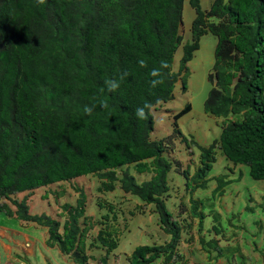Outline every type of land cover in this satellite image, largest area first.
<instances>
[{
    "label": "trees",
    "instance_id": "trees-1",
    "mask_svg": "<svg viewBox=\"0 0 264 264\" xmlns=\"http://www.w3.org/2000/svg\"><path fill=\"white\" fill-rule=\"evenodd\" d=\"M184 1L0 0V213L46 227L48 243L76 264H109L128 221L101 199L96 205L105 212L87 215V194L73 182L78 178L94 176L99 191L136 198L135 211L153 207L168 235L163 243L135 246L123 264L182 259L177 247L190 222L165 203L171 169L183 177L188 215L199 227L205 214L194 193L206 188L216 152L264 181V0H212L207 9L187 0L194 17L185 41ZM206 33L216 44L202 107L220 120L219 137L202 146L177 128L152 138V110L173 99L178 82L186 90L187 63ZM108 79L118 80L115 91H106ZM153 79L160 81L155 87ZM189 110L186 103L174 118ZM177 138L190 155L197 148L192 172L173 157ZM225 176L214 177L212 194L221 196L232 182ZM66 187L75 198L61 203L56 217L30 212L28 198L37 189L58 201ZM205 245L218 257L226 251L214 239ZM94 249L97 258L87 252ZM236 250L230 248V257Z\"/></svg>",
    "mask_w": 264,
    "mask_h": 264
},
{
    "label": "rangeland",
    "instance_id": "rangeland-1",
    "mask_svg": "<svg viewBox=\"0 0 264 264\" xmlns=\"http://www.w3.org/2000/svg\"><path fill=\"white\" fill-rule=\"evenodd\" d=\"M211 1L200 0V5L203 9H207ZM193 17L194 11L185 0L180 26L184 41L190 36L189 29ZM215 44L216 37L211 33L201 36L199 48L187 63L189 77L186 90L182 91L180 82H178L173 99L152 110L154 118L152 138L166 137L177 128L186 138L191 137L202 146H207L213 139L219 137L220 120L204 113L202 107L210 87L207 73L211 70L213 63ZM180 56L181 49L179 48L174 55V64L178 63ZM186 103L190 104V110L175 119L174 116ZM173 148V157L179 160L183 168L188 167L192 172L196 166L197 148L191 147L194 153L190 155V149L179 142L178 138L174 140ZM223 173L226 174L224 178L232 179V182L223 187L221 196H217L212 194L217 181L214 177ZM145 177H139V179ZM209 177L206 188L197 189L194 193V197L202 200V209L205 214L203 223L199 227L197 219L188 215V194L184 187L183 177L172 169L168 173L169 196L166 197L165 203L175 217L180 219L187 217V221L190 222L189 227H184L177 247L178 252L183 256L177 264H264V181L251 178L247 166H234L219 152L215 154V162L209 172ZM73 182L80 185L87 194V215H92L97 219L99 214L105 212V209L99 210L96 205L101 199L121 209L128 219L127 228L122 231L118 246L109 257V264L126 262L125 256L129 255L137 245L159 244L168 239V235L159 229L157 214L151 212L153 207L146 206L140 208L141 212L140 210L135 211L134 205L139 203L136 198L124 194L119 189L113 192L99 191V180L91 175L78 178ZM51 188L58 190L56 185H52ZM66 190L69 192L64 197L73 202L75 192L68 188ZM42 195H45L44 188L37 189L31 195L29 207L34 214L46 213L48 209H51L47 202L40 198ZM50 195L52 194L48 196ZM51 205L54 206L55 203ZM129 210L134 211L133 216L129 215ZM1 219L4 221L0 225L16 227L15 220L6 218L3 213H0ZM119 220L120 223L123 222L122 219ZM214 231H217V235ZM210 239L219 241V245L224 247L223 250L226 249L222 257H218L216 251L205 245ZM232 247L237 250L230 257L229 250ZM98 251L100 250L94 249L89 253L97 258L100 255ZM115 256L118 257L115 258ZM90 262L98 264L94 259ZM150 264L164 263L157 260Z\"/></svg>",
    "mask_w": 264,
    "mask_h": 264
},
{
    "label": "crops",
    "instance_id": "crops-1",
    "mask_svg": "<svg viewBox=\"0 0 264 264\" xmlns=\"http://www.w3.org/2000/svg\"><path fill=\"white\" fill-rule=\"evenodd\" d=\"M68 192L66 190L62 193L58 201H55L52 195L47 198L42 195L40 198L47 202L49 208L51 207L46 214L52 217L60 214V204L65 201L71 202L64 197ZM30 198L31 195L28 198L29 205ZM53 202L55 203L54 206L51 205ZM30 212L32 213L31 208ZM5 217L15 220L16 227L0 225V264H76L68 255L63 254L57 245L48 243V230L46 227L34 222L22 221L15 216L5 215ZM3 219L0 220V224H3ZM58 219L62 221L63 218L58 217ZM87 252L90 255V250Z\"/></svg>",
    "mask_w": 264,
    "mask_h": 264
},
{
    "label": "clouds",
    "instance_id": "clouds-1",
    "mask_svg": "<svg viewBox=\"0 0 264 264\" xmlns=\"http://www.w3.org/2000/svg\"><path fill=\"white\" fill-rule=\"evenodd\" d=\"M142 63L143 62L141 61V64ZM151 75L152 76H156L157 75V71L154 69L151 72ZM120 78L121 79L123 78V74L121 75ZM158 83H160V81L157 80V79H153V80L150 81V84L153 87H155ZM104 87H105L106 91L112 92V91H115L119 87V82H118L117 79H108V80L104 81ZM99 103H100L101 106H103L105 102L103 100H101V101H99ZM85 111H89V109H85ZM136 115L139 116V117H142L144 115L143 109H140V108L136 109Z\"/></svg>",
    "mask_w": 264,
    "mask_h": 264
}]
</instances>
